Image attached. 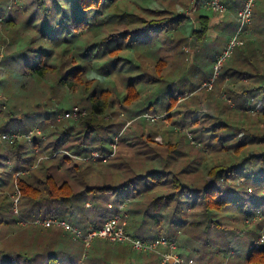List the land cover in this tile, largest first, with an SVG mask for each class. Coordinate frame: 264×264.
I'll return each mask as SVG.
<instances>
[{
	"label": "rangeland",
	"instance_id": "1",
	"mask_svg": "<svg viewBox=\"0 0 264 264\" xmlns=\"http://www.w3.org/2000/svg\"><path fill=\"white\" fill-rule=\"evenodd\" d=\"M187 1L112 0L107 9L99 15H95V18L102 20V23H97L96 26L93 25V28L91 26L77 35L72 34L76 32L70 28L69 33L50 38L49 35L42 34L46 30L41 29L43 9L37 8L38 0H0V129L8 126L12 129L27 130L35 126V121L43 122L45 115L51 112L53 115L49 122H54L52 126H60L62 123L66 124V121L57 122L56 117L64 113L63 110L72 107L84 109L85 115L80 118L76 117L67 124L73 125V127L79 125L89 114L85 108L88 107L87 100L90 93L81 87L73 90L60 86L58 79L60 73H63L61 71H65L68 66H86L88 73H85L87 74L86 77L84 76L85 80L91 82L92 87L97 88L98 86L100 88L97 89L109 92L111 109L103 116L105 121L116 123L120 128L124 125L123 130L133 122L123 136L121 147L122 144L124 147H122L121 154L135 158L137 155L135 143H141L150 136L155 144L158 143L159 155L151 157L153 161L150 165L137 155L139 164L142 162L143 166L159 169L168 175L165 185L160 189L155 188L138 196L130 197L126 207L129 228L133 225L132 221L141 224L142 217H147L148 220L143 224L151 226L149 220L153 216L159 221L158 229L154 230V234L166 235L176 240L177 253H180L182 260L188 259L185 261L186 264L191 262L192 264H245L243 256L240 259L237 257L249 251L251 245L256 242V238L252 235L254 232L261 235L264 231L262 220H254L255 216L246 220L241 217L235 218L237 215L233 209L215 215L203 214L202 205H199L198 201L194 202L193 197L182 199L185 200V204H177L171 199L168 203L165 200L159 204L156 203L157 207L150 205L155 197L173 191L171 184L173 177L179 178L180 182L190 189L198 190L204 183L209 182L210 176L207 173L214 166L226 163L228 160L240 164L246 159L244 153L238 156L233 149H222V144L215 140V136H212L214 133L212 126L218 121L216 118L219 117V114L222 116L226 114L228 120L223 121L225 123L229 119L233 120V117L237 120L232 122L233 127H230L229 131L217 133L220 138L226 137L227 146L231 141L240 139L241 134L247 130H258L259 133L264 134V120L260 119L257 111L247 112L245 117L242 116L241 111L234 106V102L238 104L239 100L229 99L225 93L224 85L216 83L219 77L223 76L224 78L227 66L235 60L238 61L237 55L231 56L224 62L222 67L225 65V68L221 67L218 70V76L210 90L202 88L203 84L212 81L215 75L214 64L218 57L215 58L214 53L219 49H222L220 51L222 53L234 35L235 28L233 27L236 26V14L228 15L229 21L225 20V24L230 23L223 31H220L219 39L211 42V38H207L208 40L206 39L203 43H197L190 36L193 26L191 27L192 24L189 20L184 18L186 21L181 25L172 21L175 16H182L189 10L191 2ZM198 3L201 5L203 1L199 0ZM256 6L252 27L242 37V43L236 51L245 42L264 44V0H258ZM203 11L208 14L209 19L213 16V13L209 14L211 11L198 9L194 14L196 25H198L197 14ZM123 12L132 14L127 17L130 20L137 19L136 21L145 23L150 21L158 23L165 20L171 22L159 25L161 27H155L151 38L147 34L141 35L142 37H131L132 41H135L131 44L130 40L123 39L125 35L122 33L124 31H127V34L131 32L133 36L132 28L119 27L120 18L118 16ZM113 16L116 17L113 18ZM214 16L220 18L223 15L214 14ZM230 25H233L231 30ZM50 28H53L50 30L52 34L58 33L57 29H60L56 21L50 22ZM61 37L64 40H60ZM108 37L112 39L106 42ZM226 39L227 42L218 48L221 41H226ZM115 48L119 50V54L117 56L109 54ZM41 53L46 55L44 56L45 60L55 71L49 73L45 79L26 76L24 65L31 68L37 65ZM113 59L116 61L111 62ZM227 79L228 76L225 77V80ZM131 83L136 85L139 98L131 104H122L121 101L126 94L125 88ZM191 92L195 93L194 99L191 97L193 94ZM183 96L186 97L183 98ZM172 97L176 99L172 102L176 105L169 111L166 108L171 105L170 98ZM145 114L162 116V119L159 122L149 123L143 117ZM193 121L195 123H192ZM35 129L40 131L39 128ZM41 159L39 158L38 161ZM98 160L89 161L98 163ZM239 166L245 169L249 168L245 162ZM9 168H11L10 163ZM138 168L140 169V167ZM250 168L238 174V177H241L239 180L230 179L227 186L233 187L236 192L245 196L242 190H246L249 185L244 182L248 177L246 173L251 171L254 173L258 170L256 166H250ZM101 169L98 166L97 170H92L89 173L90 184H100L98 170ZM117 178L119 176L114 179ZM106 182H111V180L108 179ZM217 184L224 185L225 183L222 180H217ZM246 191L248 194L252 189ZM8 192H3L2 196L7 198L9 196L10 200L8 198V201L10 202L11 196L15 193V187L12 192ZM158 205L162 206L161 209ZM11 210L13 212L12 206ZM133 214L138 217L133 218ZM210 218L219 222L223 232L213 229L214 224L208 223ZM12 219L15 220V224L9 226L8 234H1L0 246L7 245L9 247L11 242L15 243L13 244L15 250L22 254H28L34 264H46L43 259V250L46 244L51 245L49 250H58L65 258L67 256L74 257L77 261L75 264H87V256L91 257L92 255L95 256L94 264H118L116 259L120 255V251L117 246L105 243L106 241L95 240L85 254L83 245L74 241L71 236L59 231L60 233L55 238H52L51 233H45L41 240L35 241L34 238L39 235V231L28 228L30 226H19L14 213ZM196 222L201 223V226L195 227L193 223ZM259 224L260 229H257ZM208 225L211 226L209 227L211 230L206 232L207 230H203V228ZM57 237L60 239L54 243L58 239ZM224 240L231 242V249H224L227 252L215 255L213 248H217L218 252ZM98 241L104 244H99L98 248L94 247V251H91L93 245ZM138 254L155 256L157 259L155 264H159L155 254ZM84 255L86 256L84 257ZM220 257L222 258L220 259ZM152 263L154 264V261Z\"/></svg>",
	"mask_w": 264,
	"mask_h": 264
},
{
	"label": "trees",
	"instance_id": "2",
	"mask_svg": "<svg viewBox=\"0 0 264 264\" xmlns=\"http://www.w3.org/2000/svg\"><path fill=\"white\" fill-rule=\"evenodd\" d=\"M38 1L37 8L40 10L43 9L41 29L46 30L42 34L49 35L50 38H53L59 34L60 36L63 33L67 34L71 30L76 32L72 34L77 35L91 26L93 28L97 23H102V20L95 18V15H99L107 9L112 0ZM256 8L257 6L255 7L254 14ZM254 14L253 20L255 17ZM131 15L127 12H123L120 16L117 15L120 18L118 21L120 24L119 27H130L133 30L132 32H134L133 36L131 32L128 33L130 34L129 36H127V31L122 33L125 35L123 39L125 41L130 40L131 44L135 42L132 41L131 37L135 38V36L138 37L147 34L151 38L155 27H161L159 25H166L171 22L170 20H165L163 22L159 21L158 23L153 21L145 23L144 21H136L137 19H128L127 17ZM115 17L113 16V18ZM105 20L108 19L105 18ZM51 21H56L58 28H60L57 29L58 33H51L50 30L53 29L50 28ZM172 21L181 25L186 20L183 16L177 15ZM197 22L198 28L197 30L191 28L190 36L197 43H203L209 31L208 14H205L204 11L199 12L197 14ZM231 27L233 25H230V30L232 29ZM233 28H235V33L237 30V22ZM111 39L108 37L106 42L111 41ZM60 40L64 39L61 37ZM236 49L237 47L231 56L237 55L238 61L235 60L231 65L227 66L224 71V78L223 76L219 77L216 83L221 86L224 85L225 93L229 99L236 98L239 100L238 104L234 102V106L241 111L242 116L245 117L247 112L257 111L260 119L264 120V44L245 42L239 50L236 51ZM118 51L115 48L109 54L117 56L119 54ZM44 56L46 55L41 53L39 62L32 68L24 65V74L29 77H36L37 79H45L49 73L54 72L55 69L48 65ZM116 59L111 60V62H115ZM224 68L225 65L222 69ZM61 72L63 73H60L58 79L60 86L73 90L81 87L90 93L87 100L88 107L85 108V111L87 110L89 114L76 127L67 124V122H71L70 120H66V124L62 123L60 126H52L54 122H49L50 117L53 115V112H51L45 115L43 122L35 121V126L30 127V129L17 130V128L12 129V127L8 126L0 129L1 132L6 133L25 134L33 131L35 128H39L41 133L40 135H34L30 144L25 140H18L12 145H0V236L2 233L8 234L9 226L11 227L13 223L15 224V220L12 219V202L8 201L9 196L8 198L2 196L3 192H12L15 186L18 187L20 192V214L25 219L60 218L85 232L92 227H100L107 219L117 214L120 206L125 201L129 203L130 197L138 196L145 191H150L155 188L160 189L165 185V181L167 180L168 175L159 169L147 168V166L142 165V162L139 164L137 155L148 165L152 163L153 160L151 157L153 155H159L160 149L158 143L155 144V141H152L150 136L146 137L141 143H135L137 146V150H135L137 155H135V158L121 154V151H123L122 147H124L123 144L121 147L123 136L133 122L129 125L130 127L128 126L123 130L124 125L120 128L116 123L105 121L103 116L111 109L109 92L108 90L97 89L100 88L98 86L97 88L92 87V83L85 80L84 76L86 77L87 75L85 73H88L86 66H68L65 71ZM226 76H228L227 80H225ZM125 91L126 94L121 101L122 104H131L139 98V93L134 83L127 85ZM191 93H193L191 97L194 99L195 93ZM185 97L183 96V98ZM175 100L173 97L170 98L171 105L167 106V110L171 111L175 107L176 104L172 103ZM73 108L75 107L63 110L62 112H68ZM81 109L79 111L84 112V109ZM222 113L224 114V111ZM216 119L218 121L212 126V132H214L212 136H215V140L222 144V149H233L234 153L238 154V156L241 153L246 154V159L240 162V164L245 162L249 165V168L246 169H251L250 166L258 167L256 172L253 173L251 171L248 174L246 173L248 177L245 176L244 182L249 184L247 189H252V191L247 194V189H243L242 191H244L245 196H242V193L236 192L233 187L227 186L230 179L239 180L241 177L239 178L238 174L246 171L237 162L228 160L226 163L218 164L211 168L207 173L210 176L209 182L204 183L198 190L190 189L188 186L183 185L179 178L173 177L171 182L173 191L155 197L150 205L157 207L156 203L159 204L163 200L168 203L171 199L177 204H185V200L182 199H186L185 197H193L194 202L198 201L199 205H202L203 214L215 215L216 213L233 209V212L238 216H235V218L241 217L243 220H246L253 218L259 212L264 213V134L259 133L258 130H247L241 134L240 139L231 141L229 146H227L225 143L226 137L220 138V135L217 133L219 131H229V128L233 127L232 122L237 120L233 117V120L229 119L227 123L223 122L228 120L226 114L223 116L219 114V117ZM192 123H195V121ZM113 145H115V150H113ZM94 152L106 156L105 162L104 159H99L98 163L84 160ZM39 158L42 159L38 161ZM8 162L11 164L12 170L9 168ZM97 164L102 168L98 170L100 184L93 185V183H89V173L92 170L98 169ZM118 176L119 178L114 179ZM108 179L111 182H106ZM217 180H222L225 184H217ZM8 194L10 193L8 192ZM86 204H90L91 207L87 208ZM109 205L112 208H109ZM158 207L161 209L162 206L158 205ZM156 214L158 215V212ZM134 217L138 216H134L133 214ZM151 218L149 220L151 226L148 224L144 225L143 223L148 222V220L147 217H142L143 222L141 224L131 220L133 225L130 228L127 225L126 230L141 240H157L162 236L160 234H154V230L158 229L159 221L153 216ZM208 223L214 224L213 229L223 232V229H221L222 226L218 224L219 222L217 220H211L210 218ZM193 225L199 227L201 223L196 222ZM209 227L211 226H205L203 230L205 229L208 232L211 230ZM28 228L39 231V235L34 238L35 241L41 240L45 233H51L52 238H55L60 232L70 236L59 229H45L38 226H30ZM257 229H260V224ZM252 235L256 239L259 237L258 232H254ZM166 237L173 240L169 236ZM57 238L54 243H57L60 239L59 237ZM13 244L15 243L11 242L9 247L7 245L0 246V264H34L32 258L28 257V254H22L20 251H16ZM99 244L104 243L101 241L96 242L91 248V251H94V247L98 248L100 246ZM108 244L117 246L120 251V255L116 259L118 264H153L152 261L155 264L157 262L155 256H142L130 251V248L121 244ZM230 247L231 242H225L224 240L218 252L217 248H213V253L215 255H221L219 254L220 252L225 253L227 251L224 249H231ZM49 248H51V245L46 244L43 250V259L46 264H75L77 262L74 257L67 256L65 258L61 255L60 251L49 250ZM179 256L182 258L180 253ZM242 256L245 264H264V243L258 250H249L243 255H238L237 258L240 259ZM86 259L87 264H94L95 256H87ZM186 260H183L185 264ZM219 261L221 262L222 260ZM188 264H192V262Z\"/></svg>",
	"mask_w": 264,
	"mask_h": 264
},
{
	"label": "built area",
	"instance_id": "3",
	"mask_svg": "<svg viewBox=\"0 0 264 264\" xmlns=\"http://www.w3.org/2000/svg\"><path fill=\"white\" fill-rule=\"evenodd\" d=\"M199 0H190L191 7L189 10L182 14L184 18L189 20L193 26V30H197V25L195 21V12L202 8L206 11H211L218 15H224L228 8L222 2V0H204L201 5L198 3ZM258 0H244L241 8L236 14L237 30L234 35L228 41L225 50L218 56L214 64L215 75L213 80L209 83H204L203 89H211L212 83L217 78V72L222 67L224 62L231 57L236 47H238L242 41V37L245 36L252 27L253 14ZM84 112H80L78 108H73L68 112H64L56 117V121H66L74 120L76 117L84 116ZM144 119L150 123L159 122L162 116L145 114ZM40 135V131L34 129L28 133H6L0 131V145L9 144L12 145L18 140H25L27 143H31L34 135ZM113 150H115V145H113ZM111 156V155H110ZM105 159L106 157L100 155L97 152L91 153L88 158L84 160ZM9 164V162H8ZM12 170V168H11ZM12 209L14 216L16 218L17 224L22 227L28 226H38L45 229H59L64 233L69 234L74 241L81 243L84 248L85 254L88 249L92 246L95 240L106 241L111 244H121L130 248L131 251L140 254H155L158 257L159 264H185L182 258L177 253V241L170 240L165 236L159 237V239L154 241H146L136 238L133 234L126 230L128 216L126 214L127 201H125L119 208L117 214L113 217L107 219L100 227H92L87 231L83 232L78 227L69 223L68 221L60 218H37L33 220L25 219L19 212L18 206L20 203V192L17 186H15V193L11 196ZM87 208L91 206L86 204ZM112 208L111 205L108 206ZM262 220L264 222V213H258L254 217V220ZM264 243V231L256 239V242L251 245L250 250H258ZM86 255H84L85 257Z\"/></svg>",
	"mask_w": 264,
	"mask_h": 264
},
{
	"label": "crops",
	"instance_id": "4",
	"mask_svg": "<svg viewBox=\"0 0 264 264\" xmlns=\"http://www.w3.org/2000/svg\"><path fill=\"white\" fill-rule=\"evenodd\" d=\"M200 1H203V0H200ZM242 1H244V0H222V2L227 6L228 11L223 16H220V18L215 17L214 16L215 13L212 12L213 16H211L209 19V31L207 34V38L212 39V40L210 39L211 42H213L215 39L216 40L219 39L220 31H223V29L226 28V26H228L230 23V22H228L227 24H225V20L229 21L228 15L233 16V15L237 14L238 10L242 6V3H243ZM212 13H209V14H212ZM215 15H218V14H215ZM225 42H227V39H226V41L225 40L221 41V45L218 48H221L223 46V44H225ZM221 50L219 49L216 53H214V56H216L215 58L218 57L217 55H219L221 53L220 52ZM152 215H154V214H152ZM127 225H128V223H127ZM151 231H153V230H151ZM148 234H149V232H148Z\"/></svg>",
	"mask_w": 264,
	"mask_h": 264
}]
</instances>
